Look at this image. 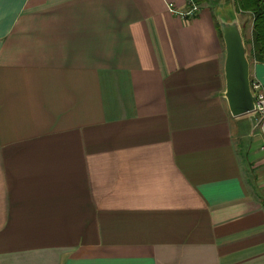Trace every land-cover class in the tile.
<instances>
[{
	"label": "crops",
	"instance_id": "0c3cea01",
	"mask_svg": "<svg viewBox=\"0 0 264 264\" xmlns=\"http://www.w3.org/2000/svg\"><path fill=\"white\" fill-rule=\"evenodd\" d=\"M0 0V264H264V131L234 116L236 0Z\"/></svg>",
	"mask_w": 264,
	"mask_h": 264
},
{
	"label": "water",
	"instance_id": "95a60500",
	"mask_svg": "<svg viewBox=\"0 0 264 264\" xmlns=\"http://www.w3.org/2000/svg\"><path fill=\"white\" fill-rule=\"evenodd\" d=\"M224 37L226 93L229 108L234 116L253 112L255 96L251 89L249 50L240 22L233 11L218 13Z\"/></svg>",
	"mask_w": 264,
	"mask_h": 264
},
{
	"label": "built area",
	"instance_id": "2783aa9c",
	"mask_svg": "<svg viewBox=\"0 0 264 264\" xmlns=\"http://www.w3.org/2000/svg\"><path fill=\"white\" fill-rule=\"evenodd\" d=\"M185 1L186 6L184 8H178L173 3H170L168 5L170 12L182 18H190L198 15L201 6L197 0ZM251 89L255 96V109L252 112L254 114V125L255 128L264 131V86L259 79L254 78L251 80ZM262 148L264 149V143Z\"/></svg>",
	"mask_w": 264,
	"mask_h": 264
},
{
	"label": "trees",
	"instance_id": "16d2710c",
	"mask_svg": "<svg viewBox=\"0 0 264 264\" xmlns=\"http://www.w3.org/2000/svg\"><path fill=\"white\" fill-rule=\"evenodd\" d=\"M245 10L254 15L253 49L251 55L258 61H264V0H236Z\"/></svg>",
	"mask_w": 264,
	"mask_h": 264
},
{
	"label": "rangeland",
	"instance_id": "374dc122",
	"mask_svg": "<svg viewBox=\"0 0 264 264\" xmlns=\"http://www.w3.org/2000/svg\"><path fill=\"white\" fill-rule=\"evenodd\" d=\"M253 48V47H252Z\"/></svg>",
	"mask_w": 264,
	"mask_h": 264
}]
</instances>
